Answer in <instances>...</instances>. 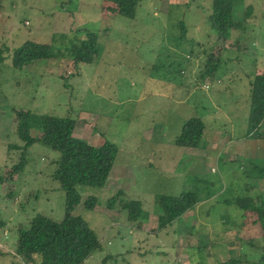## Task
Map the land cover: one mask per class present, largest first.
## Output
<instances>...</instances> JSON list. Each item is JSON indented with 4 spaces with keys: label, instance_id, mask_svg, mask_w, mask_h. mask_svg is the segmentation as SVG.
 Instances as JSON below:
<instances>
[{
    "label": "rangeland",
    "instance_id": "rangeland-1",
    "mask_svg": "<svg viewBox=\"0 0 264 264\" xmlns=\"http://www.w3.org/2000/svg\"><path fill=\"white\" fill-rule=\"evenodd\" d=\"M238 5L142 0L130 20L105 0L2 3L0 264L23 263L12 255L21 224L39 214L55 222L65 217L66 195L52 178L58 151L35 144L25 171L11 177L21 152L9 147L23 145L17 135L20 110L72 117L76 137L119 149L104 188L78 187L82 202L74 215L103 245L85 264H260L264 232L257 215L232 201L250 196L260 204L264 198V180L256 177L264 167V140L248 129L251 81L264 75V0ZM231 13L241 25L221 41L208 19ZM84 30L96 35L99 54L77 69L67 49L86 39ZM27 41L49 44L55 57L15 69L14 53ZM206 54L224 62L214 83L200 77ZM192 118L206 125L201 148H180L176 140ZM31 134L39 137V130ZM119 191L141 204L139 224L129 220L121 203L109 208ZM186 192H197L198 206L159 229L157 199ZM89 197L97 199L93 210L85 206ZM34 261L40 264L41 258Z\"/></svg>",
    "mask_w": 264,
    "mask_h": 264
},
{
    "label": "trees",
    "instance_id": "trees-1",
    "mask_svg": "<svg viewBox=\"0 0 264 264\" xmlns=\"http://www.w3.org/2000/svg\"><path fill=\"white\" fill-rule=\"evenodd\" d=\"M4 1L0 0V11ZM105 1L116 6L112 9L116 15L134 20L142 0ZM240 1L242 0H231L235 8ZM208 20L221 41L229 40L232 32L241 25L234 20L232 13L219 18L211 15ZM180 27L183 31L182 36L185 37V24L180 23ZM84 31L86 39L67 49L77 69L82 65L93 64L99 54L96 35L88 30ZM209 55H205L209 58L208 64L204 70L200 71V77L203 82L211 79V83H214L217 81V75L224 62L222 57L213 60ZM54 57V50L49 44L27 41L15 51L13 67L20 70L28 65L48 61ZM250 92L249 135H252L254 139L264 140V75H256L251 81ZM16 117L17 135L23 145L9 147L10 151L21 152L19 163L12 167L11 177L25 171L28 165L27 152L35 144L43 143L58 151L60 158L55 162L56 170L52 178L59 182L61 190L66 195V208L65 217L60 222L39 214L28 223L21 224L17 230L18 239L12 255L18 262H23L22 264L34 263L35 256L41 258L40 264H85L96 252L103 249V245L89 224L81 216L74 215L82 202L78 187L104 188L115 166L119 149L111 142L97 147L76 137L77 121L69 116L64 118L51 115L37 116L20 110L16 112ZM34 127L39 130V137L32 136L31 130ZM205 131L206 125L202 119L188 120L176 140L177 146L184 149H200ZM256 177L264 180V167ZM124 196V192L119 191L109 201V208H114L118 202L121 203V208L127 212L129 220L139 224L143 211L141 204L125 200ZM233 200L232 203L244 212L256 213V223L260 224L264 232V198L260 196V204H256L250 196ZM199 202L197 192H186L180 197H159L157 204L162 212L159 217V229L163 230L172 226L184 214L194 210ZM96 204L95 197H89L85 202L88 210H93ZM3 225L4 223L0 220V228H3ZM260 264H264V257Z\"/></svg>",
    "mask_w": 264,
    "mask_h": 264
},
{
    "label": "crops",
    "instance_id": "crops-1",
    "mask_svg": "<svg viewBox=\"0 0 264 264\" xmlns=\"http://www.w3.org/2000/svg\"><path fill=\"white\" fill-rule=\"evenodd\" d=\"M262 141V143H263V140H261Z\"/></svg>",
    "mask_w": 264,
    "mask_h": 264
}]
</instances>
